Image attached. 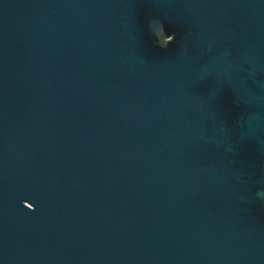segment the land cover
Masks as SVG:
<instances>
[{
    "label": "water",
    "instance_id": "1",
    "mask_svg": "<svg viewBox=\"0 0 264 264\" xmlns=\"http://www.w3.org/2000/svg\"><path fill=\"white\" fill-rule=\"evenodd\" d=\"M0 264H264V0H0Z\"/></svg>",
    "mask_w": 264,
    "mask_h": 264
}]
</instances>
